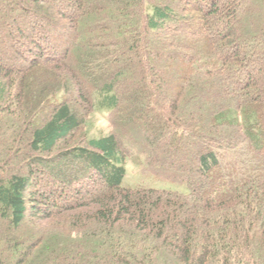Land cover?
Instances as JSON below:
<instances>
[{
    "label": "trees",
    "instance_id": "1",
    "mask_svg": "<svg viewBox=\"0 0 264 264\" xmlns=\"http://www.w3.org/2000/svg\"><path fill=\"white\" fill-rule=\"evenodd\" d=\"M0 8V264H264V0ZM126 134L187 192L123 186Z\"/></svg>",
    "mask_w": 264,
    "mask_h": 264
},
{
    "label": "rangeland",
    "instance_id": "2",
    "mask_svg": "<svg viewBox=\"0 0 264 264\" xmlns=\"http://www.w3.org/2000/svg\"><path fill=\"white\" fill-rule=\"evenodd\" d=\"M0 17L2 19L5 18L2 11L0 12ZM37 84H38L37 77L33 78L30 81V83H28L27 90L28 92H30V94L32 93L31 94L32 97L34 91H36ZM15 88L19 90L20 87L16 85ZM40 100L39 98L34 99L36 103L35 107H37V104L39 103ZM150 116L151 118H156L157 115L152 112L150 113ZM111 118H112L111 113L96 107V109L89 115L87 119L86 127L84 129L87 138H99L102 136H107L109 133H111V131H114L115 127L112 125ZM157 123L162 128L165 127V124L162 120H158ZM126 135L128 140L134 139V141L133 144L131 142H128V144H126V149L128 152L124 163L126 175L123 181V186L132 187V188L153 187L156 189L187 192V189L182 184L181 178L178 174L172 173L176 178H174V180L172 179L166 181L167 179L165 180V178L163 177V173L159 169L152 167L150 163L146 161V156H148L150 149V146L147 143L145 144L143 142L142 143L139 142L138 144L137 141H135V139L137 138L135 135L133 136L132 134L130 135L126 134ZM122 138L125 139V136L122 135ZM168 139H169L168 136H164L162 140L157 143V147H159L163 152L167 151L168 147L165 146V143L168 141ZM184 148L186 149L187 152V156H186L187 158L185 161L188 163L189 161H191V158L196 157L198 155L200 146L198 142L192 141L190 139L186 141V144H184ZM184 155L185 154H179L178 158L181 159L183 158ZM42 184L43 182H41V184L39 185L41 192H42L41 189ZM44 223L45 224H43V227L44 229H46L47 234H56L60 232V234H64V236L70 235L71 239L80 238V232H78L77 230H70L68 232V229H70L71 226L70 223L68 222L67 223L65 222L63 225H61L56 223L55 218H53L50 220H45Z\"/></svg>",
    "mask_w": 264,
    "mask_h": 264
}]
</instances>
